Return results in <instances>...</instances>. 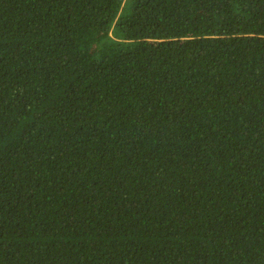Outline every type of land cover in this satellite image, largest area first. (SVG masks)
Segmentation results:
<instances>
[{"label":"trees","instance_id":"1","mask_svg":"<svg viewBox=\"0 0 264 264\" xmlns=\"http://www.w3.org/2000/svg\"><path fill=\"white\" fill-rule=\"evenodd\" d=\"M0 264H264V0H0Z\"/></svg>","mask_w":264,"mask_h":264}]
</instances>
